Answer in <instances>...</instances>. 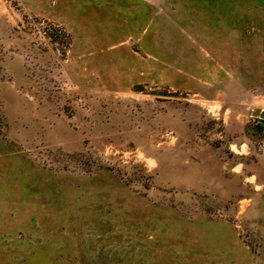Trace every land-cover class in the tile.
I'll return each instance as SVG.
<instances>
[{
    "label": "rangeland",
    "instance_id": "obj_1",
    "mask_svg": "<svg viewBox=\"0 0 264 264\" xmlns=\"http://www.w3.org/2000/svg\"><path fill=\"white\" fill-rule=\"evenodd\" d=\"M0 264H264V0H0Z\"/></svg>",
    "mask_w": 264,
    "mask_h": 264
}]
</instances>
